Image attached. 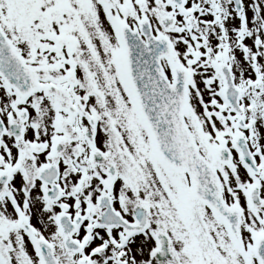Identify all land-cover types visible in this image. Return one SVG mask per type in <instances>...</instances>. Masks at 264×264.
I'll list each match as a JSON object with an SVG mask.
<instances>
[{"label": "snow or ice", "instance_id": "1", "mask_svg": "<svg viewBox=\"0 0 264 264\" xmlns=\"http://www.w3.org/2000/svg\"><path fill=\"white\" fill-rule=\"evenodd\" d=\"M0 264H264V0H0Z\"/></svg>", "mask_w": 264, "mask_h": 264}]
</instances>
